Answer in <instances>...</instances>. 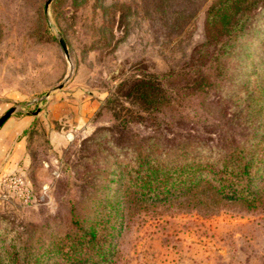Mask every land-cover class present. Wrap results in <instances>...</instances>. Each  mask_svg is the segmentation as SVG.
Here are the masks:
<instances>
[{"label": "rangeland", "instance_id": "obj_1", "mask_svg": "<svg viewBox=\"0 0 264 264\" xmlns=\"http://www.w3.org/2000/svg\"><path fill=\"white\" fill-rule=\"evenodd\" d=\"M213 1L0 0V116L17 106L10 117L30 120L16 174L31 191L24 202L0 180V239L65 231L72 206L77 217L93 218L108 167L131 158L148 136L163 150L192 142L203 154L250 133L259 117L240 107L245 84L264 81V5L250 11L243 36L220 59L223 74L207 88L206 119L174 118L156 129L122 127L99 113L124 81L183 71L198 56L206 64L215 46L198 50ZM261 192L255 209L213 203L207 192L202 201H123L111 264H264V182Z\"/></svg>", "mask_w": 264, "mask_h": 264}, {"label": "trees", "instance_id": "obj_2", "mask_svg": "<svg viewBox=\"0 0 264 264\" xmlns=\"http://www.w3.org/2000/svg\"><path fill=\"white\" fill-rule=\"evenodd\" d=\"M261 5L264 0H214L206 11V42L198 50L202 55L203 49L215 46L206 64L198 56L183 71L142 74L124 81L117 92L123 97L108 96L99 113L122 127L142 122L156 129L170 126L174 118L206 119L207 88L218 86L213 79L223 74L220 59L243 36L250 11ZM255 87L248 82L243 87L241 111L259 117L246 137L225 140L218 149L199 154L194 151L204 149L195 143L163 150L148 136L133 147L131 158L117 159L108 167L105 192L94 204L93 218L77 217L72 206L71 226L65 231L26 239L15 235L8 242L6 237L0 239V264H111L121 232L123 201L156 203L180 196L200 201L207 192L213 203L226 199L257 208L263 201L264 182L263 79H256Z\"/></svg>", "mask_w": 264, "mask_h": 264}, {"label": "crops", "instance_id": "obj_3", "mask_svg": "<svg viewBox=\"0 0 264 264\" xmlns=\"http://www.w3.org/2000/svg\"><path fill=\"white\" fill-rule=\"evenodd\" d=\"M9 117L0 128V180L6 175L16 174L24 164V141L20 138L23 130L29 125L27 117Z\"/></svg>", "mask_w": 264, "mask_h": 264}, {"label": "built area", "instance_id": "obj_4", "mask_svg": "<svg viewBox=\"0 0 264 264\" xmlns=\"http://www.w3.org/2000/svg\"><path fill=\"white\" fill-rule=\"evenodd\" d=\"M6 184L13 189V191L24 202H28L31 197V191L28 182L22 177L21 174H12L3 179Z\"/></svg>", "mask_w": 264, "mask_h": 264}, {"label": "water", "instance_id": "obj_5", "mask_svg": "<svg viewBox=\"0 0 264 264\" xmlns=\"http://www.w3.org/2000/svg\"><path fill=\"white\" fill-rule=\"evenodd\" d=\"M59 42L64 50L65 53H67L66 46L64 44L63 39H59ZM61 86V85H60ZM17 106L10 107L7 109L1 116H0V128L3 125V123L16 111ZM37 112H34V114Z\"/></svg>", "mask_w": 264, "mask_h": 264}]
</instances>
